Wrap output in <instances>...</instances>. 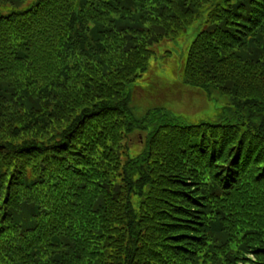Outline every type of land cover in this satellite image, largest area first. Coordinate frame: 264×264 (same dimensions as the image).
Listing matches in <instances>:
<instances>
[{"label": "trees", "instance_id": "16d2710c", "mask_svg": "<svg viewBox=\"0 0 264 264\" xmlns=\"http://www.w3.org/2000/svg\"><path fill=\"white\" fill-rule=\"evenodd\" d=\"M194 23L181 81L226 103L139 115ZM0 264H264V0H0Z\"/></svg>", "mask_w": 264, "mask_h": 264}, {"label": "rangeland", "instance_id": "374dc122", "mask_svg": "<svg viewBox=\"0 0 264 264\" xmlns=\"http://www.w3.org/2000/svg\"><path fill=\"white\" fill-rule=\"evenodd\" d=\"M195 26V27H194ZM195 23L187 28V38L180 41L164 39L152 47L148 70L141 81H137L134 106L139 115L148 108L164 106L182 122L193 124L201 120H213L216 108L226 103L223 96L214 95L206 98L199 91L185 86L181 81L182 65L186 47L195 32ZM126 144L128 153L133 155L141 149L143 138L134 133Z\"/></svg>", "mask_w": 264, "mask_h": 264}]
</instances>
